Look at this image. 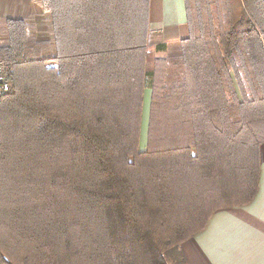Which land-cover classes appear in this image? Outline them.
I'll use <instances>...</instances> for the list:
<instances>
[{
    "label": "trees",
    "instance_id": "trees-1",
    "mask_svg": "<svg viewBox=\"0 0 264 264\" xmlns=\"http://www.w3.org/2000/svg\"><path fill=\"white\" fill-rule=\"evenodd\" d=\"M39 3L55 51H29L24 20L0 44V264H186L180 245L258 191L264 0H185L173 81L148 69L151 0Z\"/></svg>",
    "mask_w": 264,
    "mask_h": 264
},
{
    "label": "crops",
    "instance_id": "crops-1",
    "mask_svg": "<svg viewBox=\"0 0 264 264\" xmlns=\"http://www.w3.org/2000/svg\"><path fill=\"white\" fill-rule=\"evenodd\" d=\"M184 5L185 0H151L148 46L157 57L166 56L171 45L188 37ZM7 20L26 22L29 51L40 55L55 51L50 16L39 0H0V44L8 42ZM149 90L143 96L148 109ZM260 153L256 195L248 204L216 209L205 228L180 245L186 264H264V143Z\"/></svg>",
    "mask_w": 264,
    "mask_h": 264
},
{
    "label": "rangeland",
    "instance_id": "rangeland-1",
    "mask_svg": "<svg viewBox=\"0 0 264 264\" xmlns=\"http://www.w3.org/2000/svg\"><path fill=\"white\" fill-rule=\"evenodd\" d=\"M148 44H149V42H148ZM157 54H158L157 51L150 52V57H149V61H148V69L149 70L152 69V67L154 65L153 62H154L155 59H159V58L160 59H165V60H167V62H169V73L173 77V79L171 78V80L173 81L175 79L176 80L179 79L180 78L179 71L177 70L178 68L176 66H177V64L179 62V57L178 56H180L179 55L180 54V43H176L174 45H171L170 46V52H168L166 56L157 57L158 56ZM146 94H148V92ZM147 102L148 101L145 99L144 108H143V117H142L143 125H142V132H141V135H140L141 136V148L140 149H142V150H145V146H146V142H147V136H146L147 135V127H148V123L147 122H148V118H149V110H148ZM145 115H146V119H145ZM169 258H170V256H169ZM175 262L173 263L171 261V263L170 262L169 263L170 264H176Z\"/></svg>",
    "mask_w": 264,
    "mask_h": 264
},
{
    "label": "built area",
    "instance_id": "built-area-1",
    "mask_svg": "<svg viewBox=\"0 0 264 264\" xmlns=\"http://www.w3.org/2000/svg\"><path fill=\"white\" fill-rule=\"evenodd\" d=\"M11 89V83L6 73V63L0 57V96L6 94Z\"/></svg>",
    "mask_w": 264,
    "mask_h": 264
},
{
    "label": "bare ground",
    "instance_id": "bare-ground-1",
    "mask_svg": "<svg viewBox=\"0 0 264 264\" xmlns=\"http://www.w3.org/2000/svg\"><path fill=\"white\" fill-rule=\"evenodd\" d=\"M145 119H146V115H145Z\"/></svg>",
    "mask_w": 264,
    "mask_h": 264
}]
</instances>
